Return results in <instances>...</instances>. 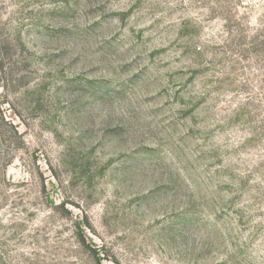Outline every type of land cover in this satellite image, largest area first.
Wrapping results in <instances>:
<instances>
[{
	"label": "rangeland",
	"instance_id": "obj_1",
	"mask_svg": "<svg viewBox=\"0 0 264 264\" xmlns=\"http://www.w3.org/2000/svg\"><path fill=\"white\" fill-rule=\"evenodd\" d=\"M0 264H264V0H0Z\"/></svg>",
	"mask_w": 264,
	"mask_h": 264
}]
</instances>
